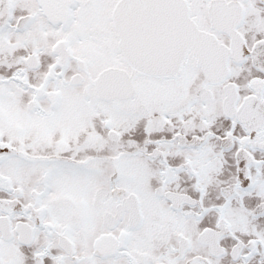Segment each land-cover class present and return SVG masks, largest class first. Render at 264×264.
I'll return each instance as SVG.
<instances>
[{
    "label": "snow or ice",
    "instance_id": "1",
    "mask_svg": "<svg viewBox=\"0 0 264 264\" xmlns=\"http://www.w3.org/2000/svg\"><path fill=\"white\" fill-rule=\"evenodd\" d=\"M0 264H264V0H0Z\"/></svg>",
    "mask_w": 264,
    "mask_h": 264
}]
</instances>
